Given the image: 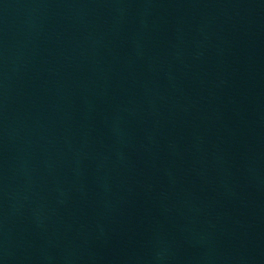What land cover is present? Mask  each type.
I'll return each mask as SVG.
<instances>
[{"label": "water", "instance_id": "95a60500", "mask_svg": "<svg viewBox=\"0 0 264 264\" xmlns=\"http://www.w3.org/2000/svg\"><path fill=\"white\" fill-rule=\"evenodd\" d=\"M0 264H264V0H0Z\"/></svg>", "mask_w": 264, "mask_h": 264}]
</instances>
